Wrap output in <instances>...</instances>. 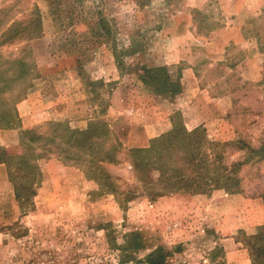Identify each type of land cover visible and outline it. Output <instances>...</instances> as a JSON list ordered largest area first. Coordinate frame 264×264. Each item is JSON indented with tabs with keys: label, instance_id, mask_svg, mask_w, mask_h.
<instances>
[{
	"label": "rangeland",
	"instance_id": "obj_1",
	"mask_svg": "<svg viewBox=\"0 0 264 264\" xmlns=\"http://www.w3.org/2000/svg\"><path fill=\"white\" fill-rule=\"evenodd\" d=\"M263 144L264 0H0V264H264Z\"/></svg>",
	"mask_w": 264,
	"mask_h": 264
},
{
	"label": "trees",
	"instance_id": "obj_2",
	"mask_svg": "<svg viewBox=\"0 0 264 264\" xmlns=\"http://www.w3.org/2000/svg\"><path fill=\"white\" fill-rule=\"evenodd\" d=\"M144 71L147 72V73L152 72V70L151 69H148V68H145ZM178 130L179 129H174L173 131L169 132V134H168L169 137H171L173 135H179L180 131H178ZM28 134H30L32 136H35L36 135L35 131H33V130L32 131H28V132H22L21 131V135H24L25 136V135H28ZM168 135H165L164 137H162L161 139H159L157 141L158 142L163 141L165 139V137H168ZM240 142L242 143V141H238L235 144H239ZM244 147H245V145H242L240 148H244ZM262 147H263V149L261 150V152L264 153V144H263ZM142 150H146V149H139L138 151H142ZM5 153H7L6 150H4V148L0 147V159L3 156H5ZM31 164L32 163H28L27 165H25V169L26 170L23 171V172L21 171L23 169L21 166L19 167L21 170L20 169L18 170V168H17V171L15 170L14 176L18 179V183H17V193H18L19 198L23 197L24 191L30 189L24 183H22V180H23L22 178H31V176H33V173H35V167H34V165H31ZM195 179L196 178L189 179L191 181L187 180L188 186H195V185L197 186L198 184H200V183H197V182L195 183L194 182ZM202 179H205V178H202ZM207 180L208 179H205L206 182H207ZM263 230H264V228H263ZM253 237L254 238H259L261 236H260V234H256ZM139 244L140 243L137 241L133 246H131L132 244H128V243L127 244L118 245V246H119V248L122 249L123 256H127L125 254V252H124L125 249L131 248V247H138ZM263 252H264V248L257 249V251L255 253V256L257 257V259H259L261 257V255H262ZM164 259H165L164 255H161V254L160 255H157L156 253H152L147 258H145L144 260H139V263L138 264H142L143 262H145L146 264H162L164 262Z\"/></svg>",
	"mask_w": 264,
	"mask_h": 264
},
{
	"label": "crops",
	"instance_id": "obj_3",
	"mask_svg": "<svg viewBox=\"0 0 264 264\" xmlns=\"http://www.w3.org/2000/svg\"><path fill=\"white\" fill-rule=\"evenodd\" d=\"M48 112H42L41 114H47Z\"/></svg>",
	"mask_w": 264,
	"mask_h": 264
}]
</instances>
